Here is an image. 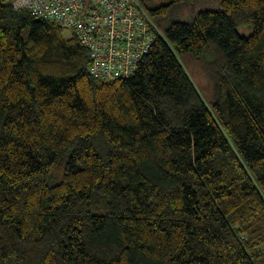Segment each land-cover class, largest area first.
<instances>
[{
  "label": "trees",
  "instance_id": "obj_1",
  "mask_svg": "<svg viewBox=\"0 0 264 264\" xmlns=\"http://www.w3.org/2000/svg\"><path fill=\"white\" fill-rule=\"evenodd\" d=\"M205 1H141L160 32L103 79L0 0V264H264V0Z\"/></svg>",
  "mask_w": 264,
  "mask_h": 264
},
{
  "label": "built area",
  "instance_id": "obj_2",
  "mask_svg": "<svg viewBox=\"0 0 264 264\" xmlns=\"http://www.w3.org/2000/svg\"><path fill=\"white\" fill-rule=\"evenodd\" d=\"M6 1L75 33L89 51V73L98 78L130 77L160 32L140 0Z\"/></svg>",
  "mask_w": 264,
  "mask_h": 264
},
{
  "label": "rangeland",
  "instance_id": "obj_3",
  "mask_svg": "<svg viewBox=\"0 0 264 264\" xmlns=\"http://www.w3.org/2000/svg\"><path fill=\"white\" fill-rule=\"evenodd\" d=\"M145 5L153 7L157 4L165 3L169 0H141ZM211 1H205V0H194V2H190L185 8H182L181 14H184L185 17H191L193 14L198 12L199 10H203L206 8H210L212 6ZM238 32L241 35H249L253 28L250 25H241L237 27ZM66 33L69 34V30H66Z\"/></svg>",
  "mask_w": 264,
  "mask_h": 264
}]
</instances>
